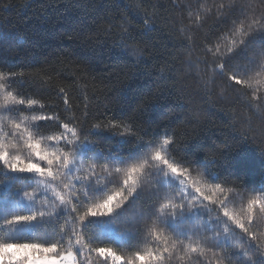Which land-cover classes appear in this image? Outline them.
Returning <instances> with one entry per match:
<instances>
[{"label": "trees", "instance_id": "trees-1", "mask_svg": "<svg viewBox=\"0 0 264 264\" xmlns=\"http://www.w3.org/2000/svg\"><path fill=\"white\" fill-rule=\"evenodd\" d=\"M253 16H264V0H0V143L48 167L27 148L31 134L69 160L54 162L56 179L0 163V244H56L78 264L165 248L162 264H264L259 204L246 218L249 200L264 202V33L241 43ZM157 147L176 176L150 159ZM142 161L119 207L79 220L127 195V168Z\"/></svg>", "mask_w": 264, "mask_h": 264}, {"label": "snow or ice", "instance_id": "snow-or-ice-1", "mask_svg": "<svg viewBox=\"0 0 264 264\" xmlns=\"http://www.w3.org/2000/svg\"><path fill=\"white\" fill-rule=\"evenodd\" d=\"M247 17H245V21H247ZM257 33H264V16L257 19L255 16L251 18V22L248 23V31L245 33V39L241 42L242 44L245 43L249 36H253ZM258 54L259 57L264 59V36L258 38ZM233 50H229L231 54ZM225 66H222V71L224 70ZM228 80L234 81L235 84H240L242 81L237 78L235 73H231L228 75ZM11 93H9V97ZM8 99L7 97L5 98ZM18 103H23V101H19ZM35 101L29 100L28 104H34ZM34 120H44L47 119L45 117H33ZM63 127L67 128L68 125L65 124ZM21 125L19 123L14 125L15 130H19ZM27 131V129H25ZM73 135H76L73 132ZM62 137H48L49 140L52 139H60ZM73 143L70 142V150ZM172 144V141L169 139H164L162 142L161 147L164 145ZM9 147L15 148V145L11 144H4L0 143V163L13 171V172H27V173H35L41 177L47 176L53 179H56L52 172V166L54 162L62 163L65 169L69 167V160L67 156H64L62 159L59 155L49 152L43 149L40 146V142H32L31 134H29V139L27 141V148L30 149L35 157V160H39L45 162L48 167L42 166L40 163L35 162L34 160H24L21 159L19 155L12 154L8 151ZM264 155V153H262ZM150 159L152 161L158 162L163 164L173 176H176L178 173V168L174 166L172 163L165 158V155L162 154L161 148H155V151L151 154ZM146 165L145 161L141 163L135 164L134 166L127 168V174L124 179V184L127 186V195H124L120 192L109 195L107 199L103 200V202L89 206L87 210L83 213V215L79 216V220L83 222L89 216H106L113 211L114 208L119 207L135 190H136V182L138 179L137 174L141 173L144 170ZM119 170V169H118ZM186 172V169H185ZM184 172H180V176H184ZM65 175H68L65 172ZM180 183L183 185L185 184V179H181ZM216 187L218 188L219 185L217 184ZM195 193H201L200 187L194 188ZM75 195V192L72 193ZM25 195H28L25 193ZM62 202H63V198ZM205 201H210L211 197L204 195L202 197ZM215 204V201H212ZM259 204L260 206V214L261 218L264 219V202L257 201V200H249L246 205L247 210V220L251 223L253 221V206ZM207 206V205H205ZM179 209L183 207V204L178 206ZM221 207L225 208L223 211V216L227 218L237 229H241L244 233H246L249 237L252 236V232L250 227H246L243 221L238 218L237 215L229 213L226 210V206L224 202H221ZM174 214V213H173ZM37 216L35 214L31 215H16L11 217L6 221V224L13 225L19 224L22 222H31L35 220ZM95 251L100 255L107 254L108 257H111L113 261L120 262L122 261V257L115 255L110 249L105 248H96ZM195 251V249H193ZM168 252V249H163L162 252L154 253L153 251H146L143 253L137 252L134 256V259L129 260L127 264H162L163 261V253ZM52 254V255H49ZM261 254H264V250L261 251ZM73 259V252L68 251L65 255L64 253L60 252L57 248L56 244H50L47 247L41 244H28V243H20V244H13V243H3L0 244V264H71Z\"/></svg>", "mask_w": 264, "mask_h": 264}, {"label": "rangeland", "instance_id": "rangeland-1", "mask_svg": "<svg viewBox=\"0 0 264 264\" xmlns=\"http://www.w3.org/2000/svg\"><path fill=\"white\" fill-rule=\"evenodd\" d=\"M65 255L67 254V252L64 253ZM71 264H78L77 262V257L75 256V254L73 253V259H72V262Z\"/></svg>", "mask_w": 264, "mask_h": 264}]
</instances>
